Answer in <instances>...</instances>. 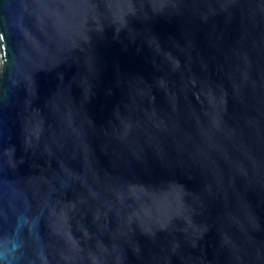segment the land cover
Returning <instances> with one entry per match:
<instances>
[{
	"label": "water",
	"instance_id": "1",
	"mask_svg": "<svg viewBox=\"0 0 264 264\" xmlns=\"http://www.w3.org/2000/svg\"><path fill=\"white\" fill-rule=\"evenodd\" d=\"M0 264H264V0H0Z\"/></svg>",
	"mask_w": 264,
	"mask_h": 264
}]
</instances>
